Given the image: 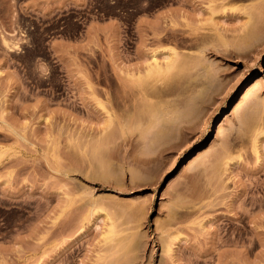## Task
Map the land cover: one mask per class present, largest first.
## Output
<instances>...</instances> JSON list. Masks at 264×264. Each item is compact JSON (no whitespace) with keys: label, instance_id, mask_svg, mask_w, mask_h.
<instances>
[{"label":"rangeland","instance_id":"obj_1","mask_svg":"<svg viewBox=\"0 0 264 264\" xmlns=\"http://www.w3.org/2000/svg\"><path fill=\"white\" fill-rule=\"evenodd\" d=\"M0 264H264V0H0Z\"/></svg>","mask_w":264,"mask_h":264},{"label":"bare ground","instance_id":"obj_2","mask_svg":"<svg viewBox=\"0 0 264 264\" xmlns=\"http://www.w3.org/2000/svg\"><path fill=\"white\" fill-rule=\"evenodd\" d=\"M172 49V48H171ZM169 50V49H168ZM176 51V50H175ZM175 51H173V49L172 50H170V52H167V54L168 55H166L167 56V62L165 63V65H161L158 61H157V59L156 58H154V62L153 63H150L149 64V66H148V69H147V73H148V75L149 74H157V77L159 76V78H158V81L160 80V75H161V72H165L166 70H168V69H170L171 67H172V65L175 63H173V61H175V59H174V57H176V55H177V53L175 52ZM176 53V54H175ZM169 72V71H168ZM159 73H160V75H159ZM162 75H164V73L162 74ZM166 75V74H165ZM171 75V74H170ZM173 75V74H172ZM171 75V76H172ZM157 77L155 78V80H157ZM137 78V77H136ZM141 78V77H140ZM165 79V78H164ZM137 80V79H136ZM152 80H153V77H152ZM163 80V79H162ZM147 81V80H146ZM157 81V82H158ZM164 81H166V80H164ZM163 81V82H164ZM261 81H262V78L260 77V78H257L254 82H251L250 84H247L245 87H244V89L246 88V87H248L247 88V91H249V90H253V89H255V88H257V87H259V85H260V83H261ZM139 83L141 82V80L140 81H138ZM137 82V83H138ZM143 82V81H142ZM145 82V81H144ZM143 82V83H144ZM155 83V82H154ZM162 83V82H161ZM166 83V82H165ZM150 84H152V83H150ZM148 85V87L150 86V88H152L151 87V85ZM164 84V83H163ZM139 85V84H138ZM142 85V84H141ZM155 85H157L156 83H155ZM140 86V85H139ZM136 87H138V86H136ZM142 87V90L144 89L143 88V86H141ZM154 88L156 87V86H153ZM158 87V86H157ZM156 87V88H157ZM149 88V91L151 90L152 92H153V90H155L154 88L153 89H150ZM162 89H164L163 88V86L161 87ZM161 88H158V89H161ZM165 88H166V86H165ZM141 89V88H140ZM144 91V90H143ZM149 91H147V93H148V95L150 94H154V92L152 93H149ZM156 91H157V89H156ZM155 91V92H156ZM158 92V91H157ZM164 92V91H163ZM146 93V94H147ZM160 93V92H159ZM156 94V93H155ZM157 95V94H156ZM152 96V95H151ZM154 96V95H153ZM158 96H159V94H158ZM167 119V118H166ZM165 119V120H166ZM164 120V121H165ZM168 121V120H167ZM170 121V120H169ZM168 121V122H169ZM167 122V123H168ZM127 123H129V122H127ZM127 123H125L124 125L126 126V127H128L129 128V125L127 124ZM170 124V123H169ZM161 132V131H160ZM162 132H163V130H162ZM164 133V132H163ZM143 133L141 132V135H142ZM158 135H160L159 133H157ZM220 134V130H218V132H217V136ZM163 135V134H162ZM190 164L189 163H187L184 167H186V166H189ZM113 229H115V227H111L110 226V230H109V235L111 234V235H113L112 233L114 232L113 231ZM107 233V234H108Z\"/></svg>","mask_w":264,"mask_h":264}]
</instances>
